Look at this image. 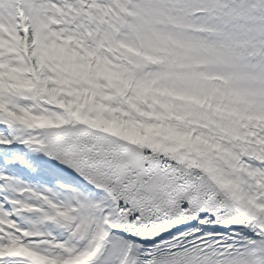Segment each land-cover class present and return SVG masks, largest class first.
<instances>
[{"label": "snow or ice", "instance_id": "snow-or-ice-1", "mask_svg": "<svg viewBox=\"0 0 264 264\" xmlns=\"http://www.w3.org/2000/svg\"><path fill=\"white\" fill-rule=\"evenodd\" d=\"M0 264H264V0H0Z\"/></svg>", "mask_w": 264, "mask_h": 264}]
</instances>
